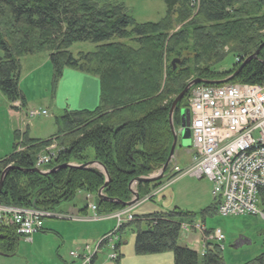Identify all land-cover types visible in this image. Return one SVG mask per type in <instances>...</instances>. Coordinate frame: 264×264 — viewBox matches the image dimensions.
Listing matches in <instances>:
<instances>
[{"label":"trees","instance_id":"16d2710c","mask_svg":"<svg viewBox=\"0 0 264 264\" xmlns=\"http://www.w3.org/2000/svg\"><path fill=\"white\" fill-rule=\"evenodd\" d=\"M162 1L165 14L159 22L135 24L121 4L0 0V94L9 103L24 105L18 86L19 61L39 53L48 54L53 86L65 68L97 76L101 88L98 105L91 111L64 110L55 118L58 132L54 141L66 148L55 162L85 163L89 161L85 151L91 149V159L101 163L110 177L104 195L123 202L129 198L126 184L130 179L157 172L168 158L172 142L168 113L173 99L192 77L187 66L189 58L199 59L206 66L200 75L195 74L196 78L220 80L240 65L233 63L228 70L218 71L227 54L243 61L261 46L257 58L228 84L264 83V0ZM192 9L196 11L193 18ZM178 25L182 27L174 30ZM189 41V51L179 47ZM85 42L94 44V50L73 57L70 47ZM224 48L228 52L223 53ZM173 57H184L174 70L170 65ZM186 97L174 110V128L180 125ZM17 136L13 134L14 140ZM47 143L25 136L22 154L13 153L0 160V176L9 164L33 169L37 154ZM103 181L104 176L96 169H65L46 176L10 170L2 182L0 205L53 210L72 201L77 191L96 192ZM147 186L150 184H138L139 192ZM258 198L264 214V188L259 190ZM215 205L201 215L208 214ZM99 207L117 208L109 203H99ZM190 215L174 208L168 213L144 216L154 223L145 224L143 229L137 217L133 253L143 256L169 252L173 264H224L221 248L214 242L206 244L203 256L178 242L182 220ZM9 230L12 228L0 225V237ZM0 248L7 254L12 252L1 239ZM245 264H264V254Z\"/></svg>","mask_w":264,"mask_h":264},{"label":"rangeland","instance_id":"374dc122","mask_svg":"<svg viewBox=\"0 0 264 264\" xmlns=\"http://www.w3.org/2000/svg\"><path fill=\"white\" fill-rule=\"evenodd\" d=\"M97 1L100 4L110 3L123 5L126 13L132 18L135 24L157 23L164 17L165 14V4L162 0ZM195 12L196 11L193 9L190 10L191 18L195 16ZM181 25L174 27V30L181 28ZM94 47V44L88 42L76 43L70 47L69 52L73 57H77L79 52H91L94 50ZM179 47L185 48L189 51L191 41H189V43L186 42L185 45L181 44ZM222 52L226 53L228 52V49L224 48ZM1 56L2 52L0 50V57ZM184 57H187V55ZM184 57H173L172 59L176 58L182 60ZM199 61V59H193L192 57L189 58L187 66L190 68V74L192 77L187 80V83L197 77L195 74L200 75L205 69L206 66L201 65ZM233 63V56L231 54H227L222 63L218 65L217 70L220 72L228 70L231 68ZM19 66L20 72L18 86L27 101L28 108L32 109L30 111L43 110L47 113V116H38L29 119L28 128L31 132L30 136L35 139H46L56 133L57 128L55 118L60 117L65 108H77V105L74 103L75 99L69 91L70 87H68V85L73 79V74L80 76L81 73L73 69L65 68V71H63V81L60 82L59 80V82L53 86L52 70L47 53H39L23 57L19 61ZM189 93L186 94L187 97L185 96L186 104ZM6 104V99L0 94V160L10 153L13 143L10 123L7 121ZM9 104L12 106L13 103ZM192 145L191 138L189 141H182L180 137L177 139L172 164L175 162L176 166L181 171H185L193 163L195 155ZM86 154L91 156V150L87 151ZM171 179V177L165 176L159 180L161 181L159 184H150V186H147L148 188L144 187L141 191L145 193L144 195H146V197L138 198V201L131 206L126 207L123 210V213L127 214L128 211H132L130 210L131 207H137L141 204V207L137 210V213H139L138 215L140 216L166 213L174 208L182 211L198 213L195 215L194 220L198 223L203 222L204 220V227L206 230L209 231L218 229L222 232L225 239L221 243V257L224 264H245L251 261L254 257L264 254L263 216L258 214L256 216L246 215L221 217L215 214V210L213 209L207 215L201 217L202 215L199 214V212L201 210L211 209L214 204V200L210 194V182L205 178L196 179L192 176L184 175L171 186H168ZM90 201L86 202L83 195H77L72 202L62 203L56 209V212L63 209H65L64 211H67L68 208H74L77 211H82L84 207H88L90 210ZM89 210H87L86 217L93 216ZM46 221L56 222L58 225L56 228L59 229L60 227L59 232L63 233L65 236L62 239L63 247H61V241L60 238L57 237V234H53V232L46 230L43 235L41 234V238L38 243L34 245L33 249L25 248L21 249V251L19 250L17 257L11 258L7 264H39L40 261L43 264H74L78 261L76 259L73 260L69 255L70 253L76 252L74 242L81 244L87 243L85 239L89 240L91 238V226H88L89 229L87 230L84 229V237L81 238L79 231L72 229L69 225L74 223L73 221L67 222L45 219L43 223H46ZM86 223L94 222L87 221ZM76 228L80 230V224H78ZM100 238L101 236L98 239H95L94 243L96 244ZM88 242L90 243L92 241ZM124 250L125 257L123 264H173L172 254L169 252L156 254L154 256H135L132 252L131 242H128L125 245ZM108 254V248L104 247L100 250L98 259L109 262L107 260ZM71 260L73 262L69 263Z\"/></svg>","mask_w":264,"mask_h":264},{"label":"built area","instance_id":"2783aa9c","mask_svg":"<svg viewBox=\"0 0 264 264\" xmlns=\"http://www.w3.org/2000/svg\"><path fill=\"white\" fill-rule=\"evenodd\" d=\"M187 109L195 158L184 175L206 178L211 183L219 216L260 213L258 192L264 188V83L197 86L189 95ZM45 115V111L28 112L30 118ZM43 166L45 160L37 158L35 167ZM173 171L180 172L177 167ZM91 210L95 211V207ZM39 217L41 214L36 209L20 211L0 205V225L15 229L27 236L26 239L40 231ZM88 219L103 218L94 214ZM112 219L116 220V227L98 243L109 249V260L116 258L117 229L133 218L118 214ZM195 228L202 232L201 227ZM208 238L223 240L219 230ZM98 245L94 249L85 247L81 253H70V256L80 259L82 264H90Z\"/></svg>","mask_w":264,"mask_h":264},{"label":"crops","instance_id":"0c3cea01","mask_svg":"<svg viewBox=\"0 0 264 264\" xmlns=\"http://www.w3.org/2000/svg\"><path fill=\"white\" fill-rule=\"evenodd\" d=\"M72 76H73V79H72V81L69 82L68 87H70L69 91L71 92V94L73 95V97L75 99L74 103L77 105V108H73L71 110H74V111H80V110L91 111V110H93L98 105L100 95H101L99 78L97 76L88 75V74H84V73H81L80 76H78L76 74H73ZM63 77H64V72L62 74V78L60 79V82L63 81ZM24 99H25V97H24ZM6 109H7V119H8L7 121L10 123V131H11L12 137H13V134L15 131H21L22 132L25 130L23 128H24L25 118H27L26 113H27V111H30L32 109L28 108L26 99H25L24 105H21L19 102H15L12 104V106H10V104L7 102ZM65 110H67V108H65ZM26 130H27L28 138L29 139H35L34 137L30 136L31 132L29 131V129H26ZM48 138H46V139H48ZM46 139H42V140H46ZM38 140H41V139H38ZM12 141L14 142V138ZM91 156H92V154H91ZM183 176H184L183 174L173 176L172 179L170 180L168 186H171L173 183H175L176 181L181 179ZM210 194H211V189H210ZM91 205L92 204H90V206ZM141 205L137 206L133 210L132 214L136 218L137 217L140 218V220H139L140 223L138 224V226L140 229H143L145 227V223L142 222V220H143L142 217H144V216H140V215H138L139 213H137V210L141 207ZM175 209H177V208H175ZM64 210L65 209L59 211L58 213H60L61 215L67 214V215H70L73 217V220H70V221H73L74 223H71L69 225L72 229L79 231L81 238L84 237L83 236L84 229L87 230V229H89L88 226H91L90 227L91 232H92L91 238L89 240L85 239V241H87V243L81 244V243L74 242V247L76 249L75 250L76 253H81L82 249H84L85 247L93 248L95 246L94 240L98 239L100 236H103L106 233L110 232L115 227V224H116V222L113 219H108V220L100 219L97 221H93V220H86L85 221V220L79 219L80 216L86 217L87 210H89L88 207H84L82 211L81 210L77 211L74 208H68L67 211H64ZM89 211L92 214L91 209ZM178 211H180L181 213L191 214L189 217H185V219L182 220L181 225H186V224L191 225V224H195V223L197 224L198 223L197 221L194 220L195 215L198 213L182 211L180 209H178ZM202 211L203 210H201L199 212V214H201ZM166 213H168V212H166ZM201 217H204V216H201ZM87 221H91L94 223H86ZM102 221L105 223H103ZM44 223L42 224V227L44 225V228L42 229V231L39 233L33 234L29 241H23V240L18 241L15 254H13V252H11L9 254L3 253L7 257H1L0 256V264H7L11 258H16L18 253H19V250L21 251V249H25V248L33 249L34 245L36 243H38L39 239L41 238V234L43 235L46 232V230L53 232V234L56 233L57 237L60 238L61 247H63V242H62L63 240L62 239L65 236L63 233L59 232L60 227H59V229L56 228V226H58L57 223L53 222V221H46V223L45 224ZM78 224H80V227H81L80 230H78L76 228V226ZM199 224L204 225V220H203V222H199ZM135 225L136 224H134V223L128 224V225L124 226L123 230L120 232V235H119L120 236V244L118 247V252H119L120 257L118 260V264H123V260L125 257V250L124 249H125V245L128 242L132 243V252H133V242H134V235H135V231H136ZM138 226L136 228H138ZM88 241H92V242L89 243ZM202 241H203L202 235L198 234L197 231H195L191 228H188L187 231L185 232V234H183V235L181 234L178 242L181 245H185L187 247H190L191 249H193V248L197 249L199 243ZM22 244H24V245H22ZM98 254L93 258L92 264H112V262H105L102 259H98ZM135 256H138V255H135ZM147 256H149V255H147ZM70 258H72L73 260H75V259L78 260L74 264H82L81 260L79 261V259L74 258L72 256H70ZM72 262H73L72 260L69 261V263H72ZM41 263L42 262L40 261L39 264H41Z\"/></svg>","mask_w":264,"mask_h":264},{"label":"bare ground","instance_id":"6f19581e","mask_svg":"<svg viewBox=\"0 0 264 264\" xmlns=\"http://www.w3.org/2000/svg\"><path fill=\"white\" fill-rule=\"evenodd\" d=\"M20 103V102H19ZM21 104V103H20ZM22 105V104H21ZM67 111H74V110H71V109H67ZM24 128L25 129L24 131H15L14 134H18L16 140H14V142L12 143V148H11V151L10 153L5 156L3 159H6L7 157H9L11 154L15 153V154H22L24 151H25V146L23 144L24 142V137L26 136L27 139L28 136H27V130L26 129H29V118H25V121H24ZM56 124V123H55ZM56 133L58 132V127L56 125ZM56 133L53 135V136H50L48 139L46 140H38V139H30V140H33V141H39V142H45V141H49V143H47L44 147H42V149L40 150V152L37 154L36 156V159L41 157L42 159L45 160V166L43 167H38V168H41L43 171H48L50 170L49 168L47 169L46 167H50L51 169L55 168V167H58V166H62V165H71L73 167L71 168H62V169H59L57 171H62V170H65V169H80V168H77L79 166H82V165H88V164H91L85 168H82L81 170H87V169H96L97 171H99L103 176H104V181H103V184L102 186L96 191V192H87V191H83V190H80V191H77L74 195V198L73 200L75 199V197L77 195H83L85 197V201L88 202L90 201V204H92L90 206V209L91 207H95V211H92V215H97V216H100L102 217L104 220H108V219H112V217L118 215V214H122V216H127L128 214L132 216V221L130 222H126V223H123L121 226H119V228L117 229V236H118V242L115 246V252L116 254H118V247H119V244H120V232L123 230L124 226L128 225V224H131V223H134L136 222L137 218L132 214L133 210L136 208L135 206L134 207H131L130 210H132L130 213L128 212V214H125L123 213V210L126 208V206L122 205V204H126V203H129L130 201H132L134 199V195L132 192H135L137 197L138 198H145L146 195H144L145 193L144 192H139L138 190V184H148V183H136L134 184L133 181L134 179L132 178V180L130 179L128 181V183L126 184V188L129 192V198L127 201H120V199L118 198H114V199H111V198H108L106 197L104 194H105V189L108 187L109 185V182H110V177L108 175V172L106 171L105 167L99 163V162H96L94 160H92V156H88L89 157V161L85 162V163H82V164H79V163H76V162H68V163H64V164H59V163H56V159L59 157V154L63 151V149L66 150V148H64L63 146H60V145H57L56 142L54 141V136L56 135ZM63 148V149H62ZM91 149H87L85 151V153L87 151H89ZM84 153V154H85ZM92 153V152H91ZM36 162V160H35ZM35 162H34V168H35ZM172 162V160L170 161ZM93 163V164H92ZM7 167H17L16 165L14 164H9ZM18 168V167H17ZM21 169V168H20ZM22 170H27V169H22ZM19 171V170H18ZM56 171V172H57ZM23 172V171H21ZM24 173H28V172H24ZM152 175V174H151ZM150 176V175H149ZM149 176H146V177H137V178H147ZM102 189V190H101ZM99 195H102L104 199L106 200H103L101 197H99ZM213 197V196H212ZM115 201H118L119 203H116ZM72 202V201H70ZM99 203H109V204H113L115 205L117 208L115 209H112V210H103L104 207H99ZM61 205V204H60ZM59 205V206H60ZM6 207H9V208H13V209H16V210H22L21 207H16V206H9V205H5ZM57 206L55 209L53 210H40V209H36L38 210V212H40L41 214V217H39L38 221L40 222V224H43V221L45 219H48V220H59V221H70V220H73V217L70 216V215H67V214H60L58 212H56V209L59 207ZM24 209H34V208H24ZM262 216H264L263 213H261ZM93 217V216H92ZM92 217H85V218H82V217H79V219H82V220H92V219H88V218H92ZM100 220V219H98ZM114 220V219H113ZM151 219H148V218H145L142 220L143 223L147 224V223H150V224H153L152 223V220L150 221ZM93 221H97V220H93ZM116 222V220H114ZM115 227H116V224H115ZM114 227V228H115ZM42 228L40 229L39 232L42 231ZM114 228L111 230L113 231ZM110 231V232H111ZM39 232H36V233H39ZM34 233V234H36ZM109 233V232H108ZM107 234V233H106ZM105 234V235H106ZM33 235V234H32ZM31 235V236H32ZM31 236L29 237V239H26L27 236L25 235H22L20 233H18L15 229H12V230H9L6 234H3V237H0V239L4 242L5 245L11 247L10 250L13 252V254L16 253V247H17V244H18V241H29ZM104 236V235H103ZM101 236V238L103 237ZM100 238V239H101ZM100 239L98 240V242L95 244L98 245ZM180 239V238H179ZM203 243H205V240L202 241ZM95 246L93 247V249L95 248ZM106 247L105 245L101 244V245H98V251L95 253L94 257L100 252V250L102 248ZM188 248V247H187ZM190 249V248H189ZM109 250V249H108ZM1 253H4L0 250ZM195 252V251H194ZM196 253V252H195ZM109 254H110V251H109ZM108 254V255H109ZM197 254V253H196ZM205 254V253H204ZM198 255V254H197ZM203 256V255H202ZM107 259H108V256H107ZM109 260V259H108Z\"/></svg>","mask_w":264,"mask_h":264},{"label":"water","instance_id":"95a60500","mask_svg":"<svg viewBox=\"0 0 264 264\" xmlns=\"http://www.w3.org/2000/svg\"><path fill=\"white\" fill-rule=\"evenodd\" d=\"M260 48H261V46L251 56L246 58L243 61V63L226 79L219 80V81H211V80H205V79H201V78H195V79H192L191 81H189L186 84V86L182 89V91L180 93H178V95L173 99V101L171 103V106H170V109H169L168 123H169V129H170V132H171V135H172V142H171L169 155H168V158H167L166 162L164 163V165L155 174H152V175H150L147 178H135L134 181H133L134 184H136V183H148V184H151V183L157 182V181L161 180L162 178H164L165 177V172H166V170H167V168H168V166L170 164V161L173 158L174 149H175L178 137H180V139L182 141H189L190 132H189V128L188 127H189V124H190V119H189L188 111L187 110L182 111L181 114H180V130H175L174 127H173V123H172V116H173L174 110H175L177 104L187 94L189 89L191 87H193L195 85H199V84H202V85H222V84H227V83L231 82L232 79H234L238 75V73L241 71V69L249 61L257 58V54H258ZM178 64H180V60H178V59H173L171 61V63H170V65H171L173 70L175 69L176 65H178ZM89 165H91V164L82 165V166H79L77 168L82 169V168H85V167H87ZM71 167H73V166H71V165H62V166H58V167H55L53 169H50L48 171H41L40 169H37V168H33V169H30V170L28 169V170L24 171V170H22L20 168H17V167H6L2 171L1 176H0V191H1V188H2L3 179H4L5 175H6V173L9 172L10 170H19V171H23V172L36 173V174H39V175L46 176V175L53 174L54 172H56L59 169L71 168ZM132 193L134 195V199L132 201H130L129 203L122 204V205L128 207V206H131L132 204H134L135 202L138 201V197H137L136 193L135 192H132ZM99 197H101L103 200H106V199L103 198L102 195H99ZM115 202L119 203L118 201H115ZM0 256L1 257H7L6 255H4L1 252H0Z\"/></svg>","mask_w":264,"mask_h":264},{"label":"flooded vegetation","instance_id":"af4514ba","mask_svg":"<svg viewBox=\"0 0 264 264\" xmlns=\"http://www.w3.org/2000/svg\"><path fill=\"white\" fill-rule=\"evenodd\" d=\"M189 118H190V117H189ZM6 246H7V245H6ZM10 248H11V247L7 246V249H10ZM7 249H6V250H7ZM0 250L3 251V248H0Z\"/></svg>","mask_w":264,"mask_h":264}]
</instances>
